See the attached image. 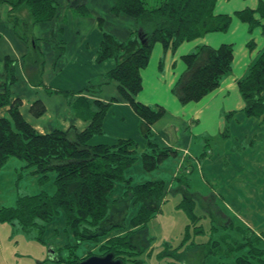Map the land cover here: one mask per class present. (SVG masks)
<instances>
[{
	"label": "trees",
	"instance_id": "1",
	"mask_svg": "<svg viewBox=\"0 0 264 264\" xmlns=\"http://www.w3.org/2000/svg\"><path fill=\"white\" fill-rule=\"evenodd\" d=\"M0 2L9 6L8 17L14 25L18 22L14 14L22 8L28 11L32 24L46 23L57 16L58 4L55 0ZM215 3L216 0H114L111 12L133 18L136 29L123 41L102 31L96 61L113 60L115 66L90 80L87 86L75 93L78 95L73 104L75 114L89 120L88 126L82 131L69 127L42 134L27 123L19 111L20 100H11L9 87L14 76L11 62L8 64L5 60L6 74L3 92L0 93V109L8 107V110L6 116L0 117V170L10 158H16L24 163L22 169L37 175L41 182L47 181L49 174L53 173L55 192L49 195L41 190L33 195H19L15 207L0 208V222L17 219L24 231L36 226L43 233V225L37 224L35 220L50 223L62 213L75 241L74 245H67L66 249H73V246L77 248L85 242L97 243L106 238V242L100 245L98 255L112 253L115 259L122 260V264H143L139 256L144 253L145 246L134 238L145 234L146 223L160 211L161 201L169 192L167 182L161 179L133 184L127 176V170L140 161L143 170L151 172L177 154L170 147L159 146L151 131L152 125L164 115L165 109L160 105L143 104L136 99L142 89L141 71L149 62L153 46L158 43L164 51L174 52L183 42L207 33L226 32L233 16L246 24L249 32L259 27L264 34V0H259L255 9L245 8L235 11L233 15L215 14ZM77 10L81 14L86 13L84 5H78ZM30 22L22 21L25 31ZM51 42L58 57L59 46L53 40ZM246 46L252 50L255 45L248 41ZM181 58L185 69L171 92L184 105L198 102L219 87L231 71L233 47L231 44H221L214 48L202 44ZM111 82L117 83L119 95L140 118V131L146 140V148L141 152L136 150L135 142L131 139H118L112 145L89 144L93 136L102 134L103 117L117 99L112 98L104 103L86 96H97L102 87ZM237 85L244 102L242 112L248 117L264 120V49L258 53ZM53 92L65 97L74 94L58 90ZM44 111L40 100L34 101L29 107L33 116H40ZM171 182L176 183L171 191L182 195L176 207L184 210L195 234H203L201 225L197 226L200 217L194 214V196L197 194L189 192L188 176L180 173ZM116 186H122V192L119 198L112 199V195L118 191ZM129 205L138 208L126 223L123 208L127 209ZM114 206L120 207L123 215L116 223L110 220ZM237 230L242 235L239 241L232 239L228 242L229 239L221 237L220 242L208 240L201 244L206 249L205 255L215 252L223 243L227 246L229 256L235 254L232 263L223 264H264L261 239L248 229ZM115 231L124 234L111 235ZM70 252L73 253V250ZM165 253L159 254V258ZM90 255L93 254L85 258ZM74 258L70 255L66 262L79 264L81 260Z\"/></svg>",
	"mask_w": 264,
	"mask_h": 264
},
{
	"label": "crops",
	"instance_id": "2",
	"mask_svg": "<svg viewBox=\"0 0 264 264\" xmlns=\"http://www.w3.org/2000/svg\"><path fill=\"white\" fill-rule=\"evenodd\" d=\"M55 1L58 7L54 20L32 24L28 11L21 9L19 12H22V17L16 25L8 17L9 6L0 2V93L3 92L2 85L6 74L5 60H7L8 64L11 62L14 76V81L9 87L11 100H20L19 111L22 117L42 134L55 129L65 130L69 127L82 131L88 126L89 120L78 117L73 104L78 97L76 92L87 86L90 80L105 74L115 66L113 60L96 61L102 31H107L123 41L136 29L133 18L121 14L114 15L111 12L114 0ZM258 1L216 0L214 13L233 15L235 11L245 8L255 9ZM78 5H84L85 14L78 12ZM23 20L30 22L27 31L24 29ZM51 40L59 46L58 57ZM248 41H252L255 45L252 50L246 46ZM202 44L214 48L221 44H231L233 47L232 68L218 88L198 102L183 105L172 94L171 89L185 69L181 57ZM263 49L264 34L261 29L256 27L249 32L248 26L235 16L232 17L226 32L207 33L192 41L183 42L174 52L164 51L158 43L153 46L149 62L141 71L142 89L136 99L143 104L160 105L165 109L164 115L152 125L151 131L159 146L170 147L177 154L175 157L166 159L157 170L151 172L143 170L141 162L137 161L127 170V176L132 179L133 184L161 179L167 182V192L171 193L176 186L171 179L184 173L188 176L190 193L203 196L206 194L205 196L211 200L215 202L221 200L226 205L228 200V206L231 207L233 215H236L235 211L239 212L241 209L263 207L264 194L256 193L253 189L254 182H260L257 177L258 171L255 168L245 171L243 165L246 161H253L254 165H257L259 161L264 163V156L257 160L256 154L249 151V147L254 145L257 133L264 130V120L255 117L247 118L242 112L244 102L237 85ZM56 90L74 94L65 97L61 93L53 92ZM86 97L96 98L104 103L112 98L117 99L109 106L103 117L102 134L93 136L89 144L112 145L118 139H131L135 142L138 152L146 148V140L139 127L140 118L121 98L116 82L102 87L97 96ZM36 100H40L45 107L44 113L40 116H33L29 112L31 103ZM7 110L8 107L1 108L0 117L6 116ZM212 125L221 129L217 133L220 143L215 148L214 156H212L213 150H209L207 139H204L207 129ZM134 168L140 172L136 182L133 181L131 174ZM216 168L217 171H232L230 174L233 184L231 199L225 198L218 194L215 188L209 187L210 184L203 177V171H214ZM261 174L264 178V171H261ZM199 180L202 183L198 184ZM117 188L118 191L112 195V199L120 197L122 186ZM198 190L200 193L197 192ZM214 193L215 197H212ZM173 194L177 198L176 205L182 195L177 191H173L171 195ZM250 201L253 204H249ZM130 207L132 208L129 205L127 209ZM115 208L117 207L114 206L112 209ZM137 208L133 207L134 212L131 216L136 213ZM242 223L235 226L234 230L248 229L264 244V221H261L262 227L259 228L252 227L244 221ZM122 233L124 234V232L115 231L111 235ZM59 247L62 245L49 247L48 261H56L58 257L56 248Z\"/></svg>",
	"mask_w": 264,
	"mask_h": 264
},
{
	"label": "rangeland",
	"instance_id": "3",
	"mask_svg": "<svg viewBox=\"0 0 264 264\" xmlns=\"http://www.w3.org/2000/svg\"><path fill=\"white\" fill-rule=\"evenodd\" d=\"M24 10L27 11L26 8H22V11ZM14 16L20 20L22 12L16 13ZM247 118L249 117L247 116ZM218 130L221 129H217L215 125H212L207 129V134L204 137L205 140L207 139L209 150H213L214 154L212 156L215 155V148L220 143ZM234 136L236 135L234 134ZM253 149L254 151H252ZM237 150L240 151V149ZM249 151L256 154L257 160L264 156V130L257 133L254 145L249 147ZM23 165L24 163L20 160L10 158L0 170V208L15 207L19 195H33L41 190L49 195L55 192L53 173L49 174L47 181L41 182L37 175L30 174L27 169H22ZM252 168L258 171L257 177L260 180V182H254V192L263 195L264 183H261V181H264L261 174V171H264L263 161H259L257 165H254L253 161H246V164L243 165L245 171ZM203 173V177L210 184L209 187L215 188L217 193L225 196V198H232L233 184L230 180L232 171H217L216 168L214 171H203ZM131 174L133 181L136 182L140 172L137 168H134ZM143 174H146V172H143ZM199 183H202V181L199 180ZM197 192L200 193V190ZM205 195L197 194V196H194V214L200 217L197 226L201 225L203 234H195L193 225L190 224L184 210L176 207L177 198L174 194L167 193L165 195L160 204V211L154 214L146 223L145 234L134 238L142 246H145L144 253L139 256L143 264H223L233 262L235 257L233 255L235 254L229 256L226 252L227 246L223 243H220L218 250L208 255H205L207 253L206 249L200 245L207 243L208 240L220 242L221 237L229 239L228 242L232 239L235 241L241 240L242 235L239 231L234 230V227L243 221L252 227H262L264 205H262L263 207L256 206L253 209H241L239 212L234 210L236 215H233L231 207L228 206V200L226 201L228 205H226L221 200L215 202ZM227 195L228 197H226ZM211 196L215 197V193ZM249 204H253V202L250 201ZM126 211H128L125 221L127 223L134 209L133 207L123 208V214ZM113 221L119 222L120 215H113ZM35 222L43 225V233H40L35 228L36 226H33L29 231H24L17 219L10 222H0V264H70L66 262V260H69L70 255L74 256L75 260H82L89 254L98 255L100 245L107 240L103 238L97 243L85 242L77 248L73 246V249H66L67 245L72 246L75 241L66 226L65 217L62 213L50 223L44 224L40 220H35ZM212 227L215 229H212ZM51 245H62V247L56 248L58 249L57 261H48L47 259L48 249ZM260 245L264 246L262 240ZM70 250H73V253ZM173 251L176 253H174L175 255L169 254ZM162 252H167V254L165 253L163 257L159 258L158 255ZM125 264L130 263L125 262Z\"/></svg>",
	"mask_w": 264,
	"mask_h": 264
},
{
	"label": "water",
	"instance_id": "4",
	"mask_svg": "<svg viewBox=\"0 0 264 264\" xmlns=\"http://www.w3.org/2000/svg\"><path fill=\"white\" fill-rule=\"evenodd\" d=\"M79 264H122L120 258L115 259L112 253L105 255H90L89 257L81 260Z\"/></svg>",
	"mask_w": 264,
	"mask_h": 264
},
{
	"label": "flooded vegetation",
	"instance_id": "5",
	"mask_svg": "<svg viewBox=\"0 0 264 264\" xmlns=\"http://www.w3.org/2000/svg\"><path fill=\"white\" fill-rule=\"evenodd\" d=\"M121 212L122 211H121L120 207H117L115 209H112L111 216H110V220L113 221V215H117L118 214V216L119 215L121 216Z\"/></svg>",
	"mask_w": 264,
	"mask_h": 264
}]
</instances>
